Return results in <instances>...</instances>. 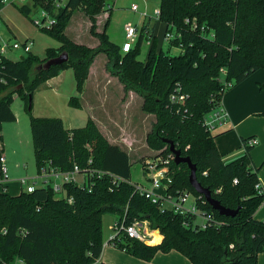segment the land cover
Here are the masks:
<instances>
[{
  "label": "trees",
  "instance_id": "1",
  "mask_svg": "<svg viewBox=\"0 0 264 264\" xmlns=\"http://www.w3.org/2000/svg\"><path fill=\"white\" fill-rule=\"evenodd\" d=\"M108 1L65 0L55 8L54 0H32V7L45 10L54 19L50 28L40 29L60 45L47 48L43 58L31 52L22 53V58L15 60L2 58L0 153L2 123L15 120L11 103L16 95L29 112L37 169L47 161L61 170L77 164L81 169L109 172L115 179L113 183L106 174H93L85 186L65 183L63 187L66 195L72 197L71 202L57 197L49 184L36 186L32 192L21 190L16 195L10 194L7 187H0V264H17L18 260L24 264H102L97 260L104 244L105 213L115 214L117 219L125 217L126 223L147 219L150 227L163 236L154 245L124 234L118 236L114 246L137 258L151 260L158 251L174 249L192 264H257V255L264 249V221L254 217L261 196L254 190L258 175L250 165L252 145H246L242 155L223 160L214 135L202 126V118L227 90L253 72L264 70V0H160L159 19L165 24V31L175 34L169 47L180 50L176 54L157 50L153 37L144 60L137 58V52L147 35L146 24L141 26L136 44L126 53L109 40L105 29L97 31L98 15L111 10ZM32 7L22 4L18 9L29 16ZM77 10L87 16L89 33L98 40L97 46L76 43L65 33ZM63 51L68 53L66 61L36 69ZM100 52L106 55V68L118 78L124 93L136 92L142 97V109L154 114L146 145L167 153L170 151L165 139L172 140L181 154L189 156L196 165L197 179L210 189L211 195L227 208H238L234 216L220 215L206 202L203 208L213 211L221 225L186 227L182 216L162 212L136 191L131 182L129 155L108 142L91 117L83 126L67 129L60 117L31 115L27 108L29 95L61 70H73L76 90L81 92L90 65ZM224 81H231V87L222 90ZM176 85L187 95L185 106L178 113L169 102ZM68 104L81 107L77 96H70ZM169 168L171 191L187 189L199 195L189 184L185 163L171 161ZM218 188L220 191L216 192Z\"/></svg>",
  "mask_w": 264,
  "mask_h": 264
},
{
  "label": "rangeland",
  "instance_id": "2",
  "mask_svg": "<svg viewBox=\"0 0 264 264\" xmlns=\"http://www.w3.org/2000/svg\"><path fill=\"white\" fill-rule=\"evenodd\" d=\"M159 1L160 0H109L108 3L111 6V10L108 12L104 11L97 17L99 29L101 31L105 29L112 43L121 45L125 37L124 26L132 24L141 28L142 21L145 18L141 16L140 13H145L149 20V28L151 29L149 31L152 33V36L149 37L145 35L143 37L137 52V58L139 60H144L146 58L153 37L155 38V47L157 50L163 49L167 50L169 53L176 54L179 49L176 50V48L169 47L164 35L165 24L155 15V11L159 6ZM21 3L23 2L20 0H0L1 37L10 43L14 41L21 42L25 38H29L33 42L31 53L43 58L47 48H56L60 43L46 31L40 29V25H36L35 22H32L31 19L35 20L41 16V9L39 7H32L31 0H25V3L32 7L31 14L25 16L18 9ZM132 4L138 7L137 11L131 9ZM87 21H89L87 16L81 10L75 11L66 28L67 33L79 34L82 38L81 41L84 43L89 44L93 42L94 39L89 33L90 25ZM136 40L133 42L134 45L136 44ZM7 54L10 58L16 59L22 54V50L10 49L7 51L6 55ZM106 61L107 57L104 53H97L92 63V71L108 73L112 78L107 81H100L98 90H91V88L87 90L82 101L84 105L88 104L93 106L92 112L101 123V128L108 142L116 144L121 149L128 152L132 162L131 182L147 185V181L141 169V166L145 164L146 160L159 156L160 159H168V165H170V162L173 161V156L170 152L165 153L163 149L156 151L148 149L145 137L155 120L154 114L142 109V97L136 92L129 90L124 93L123 85L118 78L113 76L106 68ZM68 72H70V76L65 80L63 87L58 88L54 85L48 87L45 85L33 92L30 110L31 115L38 117L39 115L62 117L67 127L76 128L84 125L88 116L87 109L85 107L76 109L68 104L70 96H78L74 88V80L71 73L73 72L72 69ZM17 102L20 104V99H17ZM24 111L26 116L29 117V112L26 109H24ZM257 115H259V117H264L263 114ZM261 128V130L264 131V123ZM29 134V126L26 124L21 130L20 138H17L21 140V145L17 144V140L15 136H13L14 134L12 135L9 132L5 134L6 142H8L12 149L8 154L9 160L6 166L9 168L10 162L13 164L18 163V166L15 165L13 170L9 169L8 171V178L13 180V184L9 188L10 193H15L17 190L14 184V180L17 177H27L29 181H33L32 177L36 175L37 167ZM80 178L81 177H79V180ZM261 182L264 184L262 180ZM40 185L41 181L37 179L36 186ZM262 210L264 212V208ZM116 219L117 216L112 213H105L102 216L103 242L110 245L114 251L113 254L117 255V261L115 263L112 262L107 264H127L124 259L130 258V256L138 262L148 261L137 258L115 247L111 242L108 243L111 235L114 234L113 222ZM175 253L176 251L172 254ZM161 256L162 255H158V257L154 259L153 264H175L173 258L164 259L161 258ZM187 264H192V262L188 260ZM257 264H264V249L257 255Z\"/></svg>",
  "mask_w": 264,
  "mask_h": 264
},
{
  "label": "built area",
  "instance_id": "3",
  "mask_svg": "<svg viewBox=\"0 0 264 264\" xmlns=\"http://www.w3.org/2000/svg\"><path fill=\"white\" fill-rule=\"evenodd\" d=\"M65 0H54L55 8H58L64 4ZM131 9L134 11L138 10L135 4L131 5ZM144 18L147 17L145 13H140ZM155 15L159 19L160 11L159 8L155 11ZM36 25H40V28H50L54 19L43 9H41V16L39 18L33 19ZM188 22V19H185ZM140 28L136 25L127 24L124 26V41L120 45L122 53L129 52L134 45L133 42L138 37ZM148 36H150L149 29L146 30ZM165 40L169 42L175 37L174 32L166 30ZM32 40L27 38L21 42H8L5 41L0 36V64L2 63V58L6 57V53L10 49H20L22 53L31 52ZM180 50V48H178ZM232 85L231 81H224L222 90L230 88ZM181 87L176 85L173 92L169 94V102L171 105L176 106V112L178 113L180 108L185 106L187 95L180 91ZM223 97V95H222ZM222 97L216 101V105L202 118V126L204 129L212 133L217 127L223 125L228 119V113L223 106ZM213 99V98H212ZM184 111H186L184 109ZM256 143L255 139H249L245 143L246 145H254ZM173 156V155H172ZM91 159H89V162ZM144 173L147 185L132 182L135 185L136 191L148 199L151 203L158 206V208L163 211H170L174 214L182 216V224L186 227H191L193 229H205L209 225L219 226L221 221H219L214 212L203 208V204L206 203L205 199L201 195H196L187 189H176L171 191L169 184L172 182V176L170 173V168L168 165V159H160L159 156L153 157L146 160L145 164L141 166ZM205 173V172H204ZM96 174L97 176L108 175L111 177L114 183L115 177L109 172L103 170L89 168L81 169L77 164H73V167L68 170H61L47 161L44 165H41L37 171L36 175L32 177L33 181H29L27 177L18 178L22 190L26 192H32L36 187V180L41 181V185H50L53 192L57 197H65L68 202L72 201V197L66 195L64 184L72 182L78 186H85L90 181V176ZM79 177L80 180H79ZM9 181L8 170L6 166V158L3 152L0 153V187L6 188V183ZM233 183H237V179H233ZM90 190V189H88ZM254 190L256 195L261 196V205H264V184L260 181L259 177L254 185ZM220 188L216 189L219 192ZM259 204V205H260ZM114 234L111 235L110 241L112 243L117 240L118 236L121 234L126 235L129 238H133L142 242H148L153 239L152 232H154L147 219L133 220L130 223L125 222V217L118 218L113 222ZM157 230V229H156ZM5 231L4 229L2 230ZM158 232V230L156 231ZM230 248L233 247L232 244L229 245ZM8 264V263H5ZM17 264H24L21 260L17 261Z\"/></svg>",
  "mask_w": 264,
  "mask_h": 264
},
{
  "label": "crops",
  "instance_id": "4",
  "mask_svg": "<svg viewBox=\"0 0 264 264\" xmlns=\"http://www.w3.org/2000/svg\"><path fill=\"white\" fill-rule=\"evenodd\" d=\"M20 1L23 2L21 3V5L25 4V5L31 6L25 3V0H20ZM146 19L147 17L142 21L143 22L142 25L146 24L147 29H148L149 20L148 19L146 20ZM70 20L66 28L68 27ZM87 22L90 25V22L89 21ZM97 31H101L99 29L98 22H97ZM65 33L76 43L86 44L87 46H90V47L96 46L98 44V40L93 36L92 37L94 41L87 44L81 41L82 38L79 34L77 33L68 34L66 29H65ZM173 48H176V50H178L177 47H173ZM6 57L9 59H12L9 57L8 54L6 55ZM12 60H15V58ZM70 69L71 68L61 70L57 75L51 77L50 79L42 83L38 88H40L41 86H45V85H47L48 87H50V85H54L58 88L63 87L65 80L68 79L70 76V72H68ZM71 73L73 75L75 92L78 94L77 97L81 104V107L76 108V109H82L83 107H85L88 111L87 118L91 117L96 123V125L98 126L100 132L104 135V137H106L103 129L101 128V123L99 122V120L95 117L94 113L92 112L93 106L88 105V104L84 105L82 99L84 98V94L86 93L87 90H89L90 88L91 90L92 89L98 90L100 81H103V80L107 81L112 77L109 76L110 74L105 73V72L104 73H102L101 71L93 72L92 64H91L89 68L88 76L83 86V90L81 92H78L76 90L74 74L73 72ZM260 84H264V71L263 70H257L253 72L245 80H243L236 86L232 87L231 89L227 90L223 94L222 103L228 113V119L223 125L217 127L211 134L214 135V142H215L216 148L218 152L222 155V159L225 161L233 159L245 153L246 146L243 145V143H245L244 139L245 140L246 139L257 140V142L254 145H252L249 150L250 165L253 170H257V175L259 176V179H261L264 182V131L261 130L262 129L261 126L264 123V117H259V115H257V114L264 115V88L263 89L259 88ZM17 99H20L21 101L20 104L17 102ZM11 109L15 114V120L11 122L2 123V130H1L2 141H3L2 142V152L5 155L6 163L9 160L8 154L10 150L12 149H11V146L8 144V142H6L5 134H7V132L11 133L12 135L14 134L13 136H15V139L17 140V144L21 145V140L17 138L18 137L20 138V133H21V130L23 129V126L26 124H28L29 126V117H27L25 114L24 102L20 97L14 95L13 101L11 103ZM39 117H45V116L39 115ZM60 118L62 119L65 128L67 129L74 128V127H67L65 125V120L62 117ZM86 121L87 119L85 120V122ZM29 130H30V127H29ZM29 135L31 137V134ZM148 149L151 151H156V150L150 149L149 147ZM15 165L18 166V163L13 164L10 162L9 168L7 167V170L8 171L9 169L13 170ZM17 180H18V177L14 180L15 181L14 184L18 190V191L16 190L15 193L9 192V188L13 184L12 182L13 180L9 179V181L6 183L7 191L12 195H16L22 190ZM263 208H264V205L260 204L258 208L256 209L254 213V217L256 219L264 221V212L262 210ZM153 231L156 232L157 230L154 229ZM157 233L160 235V240L154 244L160 243L163 237L159 233V231ZM154 244H151V245H154ZM175 251L176 250H170L169 252L158 251L156 252L155 256L151 260H148L146 262H138L137 260H134L132 256L124 260L125 262H127V264H139V263L140 264H153L154 259H156L158 255H162L161 258H164V259L173 258L175 260V264H187L188 260L184 255H182L178 251H176L175 254H172ZM113 253L114 251L110 247V245L104 243L101 255L98 258L97 262L102 263V264H107V263H112V262L115 263L117 261L116 260L117 255Z\"/></svg>",
  "mask_w": 264,
  "mask_h": 264
},
{
  "label": "water",
  "instance_id": "5",
  "mask_svg": "<svg viewBox=\"0 0 264 264\" xmlns=\"http://www.w3.org/2000/svg\"><path fill=\"white\" fill-rule=\"evenodd\" d=\"M22 58V56H20ZM68 59V53L66 51L61 52L55 57L47 59L42 64L37 65L36 69H47L51 65H58L63 63ZM32 103V95L28 97V110L31 109ZM165 142L168 144V148L170 153L173 155V162L175 164L185 163L189 169L188 181L191 187L197 192L199 195L203 196L205 201L212 207V209L216 210L220 215L223 216H234L237 213L238 208L231 209L223 206L219 200L215 199L211 195V191L209 188L203 186L197 179L196 176V165L191 162L189 156H183L179 148L175 147V144L170 139H165Z\"/></svg>",
  "mask_w": 264,
  "mask_h": 264
},
{
  "label": "bare ground",
  "instance_id": "6",
  "mask_svg": "<svg viewBox=\"0 0 264 264\" xmlns=\"http://www.w3.org/2000/svg\"><path fill=\"white\" fill-rule=\"evenodd\" d=\"M153 233V239L148 241L149 244H154L160 240V235L157 232H152Z\"/></svg>",
  "mask_w": 264,
  "mask_h": 264
}]
</instances>
